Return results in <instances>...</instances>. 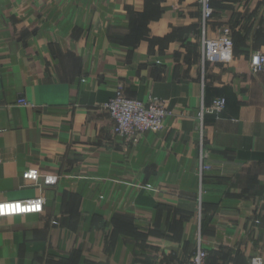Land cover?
I'll use <instances>...</instances> for the list:
<instances>
[{"label": "crops", "instance_id": "0c3cea01", "mask_svg": "<svg viewBox=\"0 0 264 264\" xmlns=\"http://www.w3.org/2000/svg\"><path fill=\"white\" fill-rule=\"evenodd\" d=\"M213 7L204 30L198 0H0V203H44L0 217V264H188L200 244L264 264V0ZM224 29L227 57L203 59ZM118 90L164 105L163 127L117 135Z\"/></svg>", "mask_w": 264, "mask_h": 264}, {"label": "built area", "instance_id": "2783aa9c", "mask_svg": "<svg viewBox=\"0 0 264 264\" xmlns=\"http://www.w3.org/2000/svg\"><path fill=\"white\" fill-rule=\"evenodd\" d=\"M202 11V25L204 30L208 22L214 16L213 0H198ZM233 38L229 29H224L218 37L207 38L203 40V59L220 61L224 60L225 55L222 52L231 49ZM250 69L252 73L257 74L264 72V50L252 53L250 57ZM227 100L225 97H217L210 107L203 106L197 116V125L202 135L201 144H203L205 131V118L207 114L219 118L226 107ZM18 104L21 106H30L31 102L24 97H20ZM111 116L114 125L113 129L117 135L135 138L138 134L146 131H157L163 127V122L169 114L168 109L157 101L149 100L148 102L129 98L124 95L122 90L106 101L102 106ZM208 152L202 150V171L210 168L207 163ZM24 177L27 180L38 183L39 171L37 169L28 170ZM43 199L37 198L31 201H9L0 203V217L26 212H41L43 210ZM208 251L199 245L194 254L190 257L188 264H209ZM252 264H263L261 257H254Z\"/></svg>", "mask_w": 264, "mask_h": 264}, {"label": "rangeland", "instance_id": "374dc122", "mask_svg": "<svg viewBox=\"0 0 264 264\" xmlns=\"http://www.w3.org/2000/svg\"><path fill=\"white\" fill-rule=\"evenodd\" d=\"M157 102H158V101H157ZM104 103H105V102H104ZM104 103H103V104H104ZM103 104L101 105V107L103 106ZM102 108H103V107H102ZM103 109H104V108H103ZM104 110H105V109H104ZM197 126H198V125H197Z\"/></svg>", "mask_w": 264, "mask_h": 264}]
</instances>
